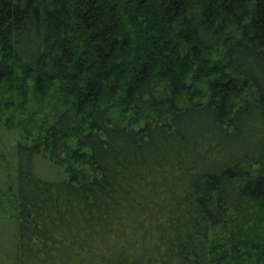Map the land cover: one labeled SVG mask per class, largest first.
Returning <instances> with one entry per match:
<instances>
[{"label":"trees","instance_id":"obj_1","mask_svg":"<svg viewBox=\"0 0 264 264\" xmlns=\"http://www.w3.org/2000/svg\"><path fill=\"white\" fill-rule=\"evenodd\" d=\"M0 148V264H264V0H0Z\"/></svg>","mask_w":264,"mask_h":264},{"label":"rangeland","instance_id":"obj_2","mask_svg":"<svg viewBox=\"0 0 264 264\" xmlns=\"http://www.w3.org/2000/svg\"><path fill=\"white\" fill-rule=\"evenodd\" d=\"M33 167L37 175L48 180H60L64 177V173L60 168L38 157L34 158Z\"/></svg>","mask_w":264,"mask_h":264}]
</instances>
